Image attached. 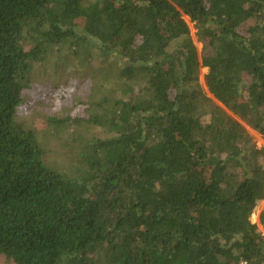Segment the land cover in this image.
Segmentation results:
<instances>
[{
    "label": "trees",
    "instance_id": "1",
    "mask_svg": "<svg viewBox=\"0 0 264 264\" xmlns=\"http://www.w3.org/2000/svg\"><path fill=\"white\" fill-rule=\"evenodd\" d=\"M57 44L100 58L115 83L84 117L49 118L57 131L105 132L78 134L63 164L17 114ZM246 127L264 139V0H0V255L259 264L264 149Z\"/></svg>",
    "mask_w": 264,
    "mask_h": 264
},
{
    "label": "rangeland",
    "instance_id": "2",
    "mask_svg": "<svg viewBox=\"0 0 264 264\" xmlns=\"http://www.w3.org/2000/svg\"><path fill=\"white\" fill-rule=\"evenodd\" d=\"M191 28L192 37L196 44L198 53H201L202 45L197 41L195 30L190 20L185 16ZM49 59L44 65L39 64L34 70V79L31 87L26 90L23 102L19 106L17 114L27 125L42 137H45L47 153L51 160L57 164L71 162L80 151L78 134L83 137L98 136L103 138L105 132L99 128H88L87 126L77 128L76 134L72 129H62L57 131L49 124L50 117L59 119L69 117L76 119L87 115V103L92 100H101L115 96V83L111 79L105 81L103 76L102 60L93 59L92 62H83V58H69L68 49L61 45H51L49 47ZM73 51L74 49L71 48ZM93 56L99 54V50L93 47ZM100 59V60H99ZM206 69L201 70V87L207 93L204 85L203 75ZM211 97V96H210ZM208 120V117H207ZM252 137L253 143L258 148L264 149V139L256 131L246 127ZM73 141L71 142V138ZM61 166V165H58ZM264 210V200L256 208V218L251 216V222L255 223L258 216ZM0 264H15L13 260L5 255H0Z\"/></svg>",
    "mask_w": 264,
    "mask_h": 264
},
{
    "label": "built area",
    "instance_id": "3",
    "mask_svg": "<svg viewBox=\"0 0 264 264\" xmlns=\"http://www.w3.org/2000/svg\"><path fill=\"white\" fill-rule=\"evenodd\" d=\"M253 224H256V225H257L258 230H259L261 236L264 238V224H262V223L260 222V216H258V220H257V222H255V223H253ZM238 264H250V262L247 261V260L242 259V260L239 261ZM259 264H264V258H263V260H262Z\"/></svg>",
    "mask_w": 264,
    "mask_h": 264
}]
</instances>
